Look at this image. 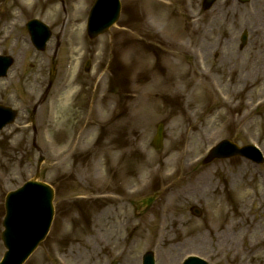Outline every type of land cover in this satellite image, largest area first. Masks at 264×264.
Masks as SVG:
<instances>
[{
	"label": "rangeland",
	"instance_id": "1",
	"mask_svg": "<svg viewBox=\"0 0 264 264\" xmlns=\"http://www.w3.org/2000/svg\"><path fill=\"white\" fill-rule=\"evenodd\" d=\"M94 1L0 0V53L15 59L0 78V103L20 110L0 132V234L7 192L36 173L26 110L48 84L58 43L36 138L41 177L56 190L55 216L25 264H142L147 250L156 264L190 255L256 264L249 243L263 264L264 164L202 159L225 138L264 154V0H218L205 12L201 0H122L116 25L91 40ZM32 18L52 30L43 52L25 28ZM159 123L164 140L155 149ZM195 204L200 218L189 210ZM251 221L250 237L227 230ZM4 251L0 239V259Z\"/></svg>",
	"mask_w": 264,
	"mask_h": 264
},
{
	"label": "water",
	"instance_id": "2",
	"mask_svg": "<svg viewBox=\"0 0 264 264\" xmlns=\"http://www.w3.org/2000/svg\"><path fill=\"white\" fill-rule=\"evenodd\" d=\"M211 3L213 0H207ZM119 12V2L118 0H98L95 5L93 11L91 12L90 20H89V28L90 31L95 33H99L105 30L108 26H110L117 18ZM34 25V24H31ZM5 67V65H3ZM161 131V130H160ZM159 140V139H158ZM158 145V142H157ZM239 150L236 146L227 143H223L214 150L210 158L216 156H228L231 154L237 153ZM31 196L33 200H31V204H27L21 208L22 210L19 213L16 211V205L20 203L26 196ZM51 200H52V191L51 189L37 181L29 182L25 185L21 190L17 192H12L7 199L6 207H7V216L4 221V225L6 230L3 232L2 237L5 242L6 247L9 249L6 253V258L2 264H21V262L28 256V254L35 248V246L39 243V241L44 237L52 215L51 208ZM35 206L36 212H38L40 219L38 220L36 217L34 219L38 220L37 222H31L28 220V215L30 207ZM30 206V207H29ZM16 220H21L23 225L33 226L35 237L30 240L26 245H22L17 247L14 243H18L21 237L19 236L22 233V230H18L15 228V218ZM18 214V215H17ZM18 216V217H17ZM22 228V226H21ZM151 264V259L148 257L145 259ZM185 264H206L197 258L189 259Z\"/></svg>",
	"mask_w": 264,
	"mask_h": 264
},
{
	"label": "bare ground",
	"instance_id": "3",
	"mask_svg": "<svg viewBox=\"0 0 264 264\" xmlns=\"http://www.w3.org/2000/svg\"><path fill=\"white\" fill-rule=\"evenodd\" d=\"M23 46H26V41L25 44H23ZM244 66H247L248 64H243ZM209 88H211V81H209L208 85ZM243 117H245V115H243ZM247 194V192L243 189H240V196L243 198L245 197ZM264 194V193H263ZM261 194V196L263 197L264 195ZM242 206H245V201L243 200L242 202ZM264 213V209L262 211ZM242 225H239L238 223H233L230 227L227 228V230H233L234 229H238L240 231V234L244 237H250L254 231V233H257V229H256V224H254L255 222L251 223H247L248 226H244L245 222H240ZM250 228V229H249ZM259 250L256 248V246L253 243H249V247L247 248V251L245 252L247 254V257L252 258V257H256V264H260L262 263L261 260L263 259L262 257H259L260 255L258 254ZM236 256V255H235ZM239 259V258H238ZM243 261L242 258L239 259V264H241ZM264 264V263H263Z\"/></svg>",
	"mask_w": 264,
	"mask_h": 264
}]
</instances>
